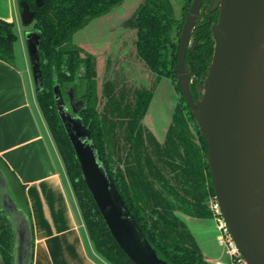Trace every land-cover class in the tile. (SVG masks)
<instances>
[{
	"label": "trees",
	"instance_id": "obj_1",
	"mask_svg": "<svg viewBox=\"0 0 264 264\" xmlns=\"http://www.w3.org/2000/svg\"><path fill=\"white\" fill-rule=\"evenodd\" d=\"M21 1L18 3L22 12ZM23 1L35 12L31 25L41 35L39 65L43 89L37 94V102L98 255L109 264H134L112 235L86 184L58 113L56 88L64 95L67 89H72L82 100L79 118L88 129L117 192L157 256L167 264H209L193 232L179 215L213 218L209 202L215 197L207 142L177 81L180 39L191 2L185 0L180 19L165 0H145L139 6L134 26L136 54L155 75L154 86L127 88L118 80L106 79L102 85L104 106L100 108L96 57L76 45L73 37L124 0H42L41 7L37 6L38 0ZM213 1L204 0L202 21L192 34L193 44L186 57L195 101L200 98L198 87L203 85L213 59L215 42L211 27L219 19V9L211 10ZM17 41L15 25L0 19V60L14 63ZM161 78L173 81L179 98L163 143L143 123ZM0 169L11 182L12 173L1 159ZM14 246L12 224L0 205L3 264H13Z\"/></svg>",
	"mask_w": 264,
	"mask_h": 264
},
{
	"label": "water",
	"instance_id": "obj_2",
	"mask_svg": "<svg viewBox=\"0 0 264 264\" xmlns=\"http://www.w3.org/2000/svg\"><path fill=\"white\" fill-rule=\"evenodd\" d=\"M189 1L191 8L180 39L177 81L207 142L215 197L230 234L247 264H264V0H217L219 19L211 27L213 59L203 85L198 87L197 101L192 95V74L186 57L192 34L202 21L204 0ZM42 4V0L37 1L38 7ZM20 7L23 24L31 25L35 12L23 0ZM40 39L38 30L27 34L38 93L43 89ZM69 97L74 100L72 89ZM56 105L86 184L121 249L134 264H167L138 227L88 129L70 113L58 90ZM73 108L78 114L82 104H73ZM0 205L15 233L13 264H32L29 224L1 169Z\"/></svg>",
	"mask_w": 264,
	"mask_h": 264
},
{
	"label": "crops",
	"instance_id": "obj_3",
	"mask_svg": "<svg viewBox=\"0 0 264 264\" xmlns=\"http://www.w3.org/2000/svg\"><path fill=\"white\" fill-rule=\"evenodd\" d=\"M21 14L18 0H0V19L15 25L16 45L21 48L20 58H15L13 64L0 60V159L12 173L11 188L29 224L32 264H109L98 255L89 238L64 163L38 105L27 40V34L36 29L26 32L23 38ZM114 43L107 39L80 43L85 52L96 57L98 91L104 79L106 56ZM70 90L67 89L69 99ZM64 104L70 111L65 101ZM71 114L78 117L75 112ZM148 120L149 111L144 125L160 141L154 124L150 126ZM204 256L209 264L214 262Z\"/></svg>",
	"mask_w": 264,
	"mask_h": 264
},
{
	"label": "rangeland",
	"instance_id": "obj_4",
	"mask_svg": "<svg viewBox=\"0 0 264 264\" xmlns=\"http://www.w3.org/2000/svg\"><path fill=\"white\" fill-rule=\"evenodd\" d=\"M144 1L124 0L121 5L115 7L109 14L91 21L74 35L73 41L79 47L82 40L86 44L104 42L106 39L115 42L113 44L114 49L106 56L107 61L102 85L106 79L111 78L118 80L127 88H153L156 79L155 75L150 73L144 63L139 60L135 47L137 39V32L134 28L136 13ZM165 1L171 4L174 16L179 19L182 18L185 0ZM21 28V36L24 38L26 32L30 31L34 26L22 24ZM192 44L191 39L190 46ZM15 53L17 60L20 58L19 55L21 53L20 44L15 45ZM102 90L101 86L99 91L100 108L104 106ZM178 99L173 81L169 78H161L154 88V97L149 108L151 120H148L150 126L152 123L154 124V128L157 130L156 135H159L161 143L164 141L166 131L171 123ZM191 127L193 128V124ZM179 215L193 232L198 244L201 246L202 252L214 260L215 263L210 264H229L225 249L220 246L221 234L216 229L213 218L194 219L182 214Z\"/></svg>",
	"mask_w": 264,
	"mask_h": 264
},
{
	"label": "built area",
	"instance_id": "obj_5",
	"mask_svg": "<svg viewBox=\"0 0 264 264\" xmlns=\"http://www.w3.org/2000/svg\"><path fill=\"white\" fill-rule=\"evenodd\" d=\"M209 206L213 213L216 229L221 234L220 246L225 249V253L229 258V264H247L230 234L216 197L210 199Z\"/></svg>",
	"mask_w": 264,
	"mask_h": 264
},
{
	"label": "flooded vegetation",
	"instance_id": "obj_6",
	"mask_svg": "<svg viewBox=\"0 0 264 264\" xmlns=\"http://www.w3.org/2000/svg\"><path fill=\"white\" fill-rule=\"evenodd\" d=\"M216 2H217V0H214L213 1V5H212V7H211V10L212 11H215V10H217V9H219V7H215L216 6ZM204 3V2H203ZM56 90H60L59 88H56L55 89V92H56ZM62 93V92H61ZM62 96L64 97V101H65V103L67 104V106L70 108V111H71V113H73L74 112V109H73V104H71V102H70V99L68 98V96H67V92H66V95H64L63 93H62ZM74 101H76L77 103H80V104H82L83 105V102H82V100H80L79 98H78V95L77 94H75L74 93ZM55 101H56V93H55ZM82 109V108H81ZM75 115H77L78 117H79V115L78 114H75ZM146 127V126H145ZM147 128V127H146ZM164 140H165V138H164ZM159 141V140H158ZM160 142V141H159ZM164 142V141H163ZM162 142V143H163ZM161 143V142H160Z\"/></svg>",
	"mask_w": 264,
	"mask_h": 264
}]
</instances>
